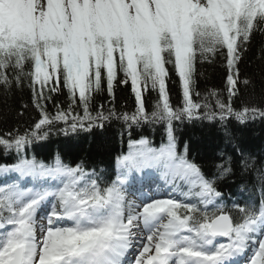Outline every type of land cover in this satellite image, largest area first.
I'll list each match as a JSON object with an SVG mask.
<instances>
[{"label": "snow or ice", "instance_id": "obj_1", "mask_svg": "<svg viewBox=\"0 0 264 264\" xmlns=\"http://www.w3.org/2000/svg\"><path fill=\"white\" fill-rule=\"evenodd\" d=\"M256 32L264 34V0H0V88L27 83L39 112L23 132L0 134V264H264V167L259 196L229 207L217 182L232 174V159L206 175L175 136L177 122L264 119L262 107H232L237 65ZM216 56L229 70L227 101L195 90L197 64ZM117 86L130 90L134 110L93 109L98 94L114 101ZM146 93L156 94L150 110ZM113 117L130 133L163 129L158 146L129 135L115 179L59 155H27L57 125L67 135Z\"/></svg>", "mask_w": 264, "mask_h": 264}, {"label": "trees", "instance_id": "obj_2", "mask_svg": "<svg viewBox=\"0 0 264 264\" xmlns=\"http://www.w3.org/2000/svg\"><path fill=\"white\" fill-rule=\"evenodd\" d=\"M237 67L239 91L232 98V107L235 110H240L243 106L264 108V34H253ZM228 71L222 56L198 63L195 90L202 96L215 90L221 94L222 100L227 101ZM245 79L250 81L248 85L243 83ZM168 87L171 103L178 106L181 102V90L175 75L171 76ZM145 96L150 110L156 94L146 93ZM54 100L67 106L65 95H55ZM99 105L104 106L105 112L114 107L117 114L134 110L130 90L123 86H117L115 100L111 102L106 93L98 94L92 107L96 109ZM47 107L49 112L55 111L51 102ZM76 111L82 113L81 109ZM38 118L39 112L33 105L32 92L27 83L23 87H13L10 91L0 88V134L15 129L23 132ZM61 127L64 125H57L47 139L32 144L27 155L45 162H51L59 155L66 164L83 163L87 170H95L104 179L112 178L115 158L127 152L130 134L132 139L146 137L156 146L163 137V129L159 125L146 124L132 129L130 133L123 121L115 117L105 121L103 127L93 126L88 130L69 132L67 135L59 130ZM175 136L179 150L183 151L187 145L189 159L200 165L206 175L214 174L215 165L222 160L229 157L232 159V174L217 182L218 190L228 198L229 207L233 203L243 204L250 196H259L260 189L255 177L256 169L264 167V119L256 118L243 124L234 118L223 123L207 119L177 122ZM242 158L249 159L254 167L247 171L242 170L239 163ZM6 159L0 156V162H6Z\"/></svg>", "mask_w": 264, "mask_h": 264}, {"label": "rangeland", "instance_id": "obj_3", "mask_svg": "<svg viewBox=\"0 0 264 264\" xmlns=\"http://www.w3.org/2000/svg\"><path fill=\"white\" fill-rule=\"evenodd\" d=\"M0 179H2V177H0ZM131 198L135 199V197H134V196H131Z\"/></svg>", "mask_w": 264, "mask_h": 264}]
</instances>
